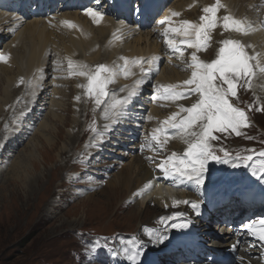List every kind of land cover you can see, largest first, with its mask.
<instances>
[{
  "label": "rangeland",
  "instance_id": "rangeland-1",
  "mask_svg": "<svg viewBox=\"0 0 264 264\" xmlns=\"http://www.w3.org/2000/svg\"><path fill=\"white\" fill-rule=\"evenodd\" d=\"M181 1L185 2V0ZM96 2L98 6H104L101 4V0H96ZM176 3L177 1L174 4ZM100 7L99 9H102ZM75 10L77 11L78 8L75 7ZM169 12L167 13L169 14ZM190 13L194 12L191 11ZM70 14L74 15L75 12L70 9L65 12L61 11L57 17L52 15V17L49 16L43 20L40 18L36 20L39 23H43L49 19V21L57 23L61 19L65 20L64 18L67 15L70 16ZM218 15L220 16V14ZM13 16L14 14H7L6 18L3 17L0 20V26L8 28V31L12 30L13 32L12 37L11 33H8L9 38L6 40L8 43L6 42L5 48L0 53L9 46L12 38L20 30L17 29L19 25H15L16 23L19 24L20 21L15 20ZM74 16H76V20H78V16L80 21L85 20L81 14L78 15L77 13ZM192 19L200 23V19ZM243 20L246 19L243 18ZM49 21L47 23L50 25ZM26 22H32V20H27ZM227 34L230 35L229 32ZM1 39H5V34L0 35V42L2 41ZM151 39L158 46L155 38L153 39L152 37ZM242 40L243 44H248L251 49H254L256 43H262L263 50L264 42L262 41L256 40L253 43H249L248 41L247 43L245 39L242 38ZM215 46L220 47L219 44L214 43L213 48ZM60 60V58L57 59L58 62L55 66L59 65ZM114 60L116 59L114 58ZM63 62L68 64L65 61ZM87 66L92 67L93 65L87 64ZM47 68L48 70L50 69L49 66ZM58 68L67 79L63 82L58 79L57 87L52 86L51 76L43 86L40 81L43 87L41 92L42 97L38 101L34 99L35 104H37L36 106L38 104L39 107L41 106V114L38 117H36L35 111H32L31 117L26 118V114L24 118L21 116L27 108V104L25 108H22L23 101L29 99V96L24 92L26 91V84L21 85L19 81L15 84L17 92L14 95L13 101H11L12 99L9 97L5 98L3 90L6 78L12 77L13 74L6 76L0 74V264H81L82 254H84L83 250L88 247L86 240L87 238L94 237L89 234L82 235V233L75 235L76 231L94 230L100 234H108L114 231L130 232L138 230L139 232L140 228L138 227L140 226H149V229L162 226L160 218L165 214V211L163 213H161L162 211L158 212L154 205L148 206L147 204L149 203H147L145 206L137 204V207L133 210L135 212H131L132 210L129 207L133 199L128 195H123V188L118 191L115 200L108 204L105 203L108 196L107 187L105 188L106 190L104 189L101 193L97 194L106 184L99 183V181L95 183L92 190L89 193L87 192L88 194H92L89 197L90 199L88 198V194H84L79 185L77 186L79 181L82 183L84 175V172H82L83 167L82 169H78L77 165L80 162L82 164V160L85 163L84 161H87L89 158L87 156L88 153L90 154L94 151H87L88 147L95 149L92 146L93 144L89 145L91 143L90 137L87 138L86 136L83 141L81 140L83 137V133L81 132L88 124L85 119H88L86 111L91 112L89 119H93L92 99L90 100L86 96L87 103L89 104L86 105L84 91L80 92L79 97L82 99L77 103L78 106L76 105V108L74 107L73 109V105L76 104L74 102L77 101L76 97H78L77 94L79 93V83L76 84V82L78 80L84 82L83 78L74 79L76 76H70L68 66L66 65ZM170 68L180 71L175 67L166 66L162 71L160 70V73ZM133 81L127 78L125 82H121L130 84ZM110 87L114 88V93L118 91L117 96L125 92L120 91V88H115L111 84ZM44 89H46L45 92ZM22 92L24 93L22 94ZM17 98L20 100H17ZM8 99H11L12 103L10 102L5 105ZM233 103L244 109H248V105H253V110L263 106L264 77H261L257 82L256 78H253L251 90L240 88L238 100L234 99ZM33 105L31 104V107H35ZM51 106H54L53 113H51ZM39 107H37V111ZM46 107L48 108L43 111ZM247 114L251 118L252 123L256 125L255 132H257L258 128L259 131L264 133V111L251 110ZM153 116L159 117L160 113L157 111ZM150 118L148 117V119ZM30 119H34L35 122L30 123ZM17 123H23L21 131L6 141V135L9 131L14 130L13 126ZM41 123L46 125V127H41ZM105 123L108 122L106 121ZM6 125L9 129L7 132L5 131ZM248 128L249 133L253 134L254 131L250 127H247L246 130ZM229 134L227 132L225 134L224 132L219 133L221 144L212 140V150L213 152L214 150L217 151L214 152L216 155L223 158L224 151H227L230 154L229 158L231 160H235L237 156H247L249 154H253L257 161L260 160L258 154L264 151V139L261 140L254 137L246 141L245 145L242 146V144L233 143L232 141H225L223 139L224 136H228ZM111 142L112 139L108 141L105 148L110 147ZM209 143L211 144V141ZM179 144V138H175L170 145V152L175 153L176 149L181 146ZM221 149L224 151H221ZM249 149H254L255 153H250ZM94 160L95 158L93 159L92 157L89 160L92 161L90 163L92 166L95 162ZM131 160H127L126 162L117 161V157H115L107 164H111L116 169L120 165L127 166ZM18 161L24 164L22 170L17 167L15 171H12L14 164ZM107 164L99 172L105 177ZM91 169L94 170L95 167L88 168L89 171ZM236 169L239 172L243 170L245 172V167L243 166ZM246 170L248 173H251L248 171V167H246ZM74 180H76L75 183H73ZM126 196L130 200L126 203L125 207L123 200ZM133 213H135V216L132 215ZM166 214L168 216L170 212ZM153 218H156L154 222L151 221ZM122 237L119 235L118 238L109 240V243L119 246L118 252L125 259L122 249L128 246V244L123 241ZM115 241H118V243H115ZM120 244H123V247H120ZM148 244L143 242V247L149 255L148 258H150L152 247L148 248ZM146 260L148 259L140 263H145ZM97 262H99L98 252L91 264H97ZM82 264H89V261L84 260Z\"/></svg>",
  "mask_w": 264,
  "mask_h": 264
},
{
  "label": "snow or ice",
  "instance_id": "snow-or-ice-1",
  "mask_svg": "<svg viewBox=\"0 0 264 264\" xmlns=\"http://www.w3.org/2000/svg\"><path fill=\"white\" fill-rule=\"evenodd\" d=\"M129 7L133 12L141 16L151 15V0H132ZM221 9L227 10V6L221 0H215L213 5L202 9L203 15L200 16V23L182 20L174 25L173 18L180 15L178 12H172L169 16L157 21L158 25L163 26L161 35L171 53H179L180 56H183L184 50L181 45H186L187 48L195 49V51L191 54L189 67L192 71L190 78L183 81L180 85H161L160 88H162L163 94L161 96L154 95L153 99L176 101L181 98L190 99L193 96L196 99L191 107H181L179 112L174 113L163 121L162 127L153 129L151 141L155 142L158 148L163 149L169 138L166 128L175 129L179 132L181 139L188 145L187 150L182 157L172 153L171 156L162 160L159 164V170L165 177H173L180 183L185 180L193 182L198 186V190L199 187L205 184V173L208 170L207 165L210 160L223 164L231 163L233 168L250 167L257 164L253 154L237 156L235 160H231L229 158L230 154L221 149V151H224V157L222 158L213 152L209 143L211 140L219 139L213 133L230 131L239 136L241 128L251 126L247 112L238 107L237 104H234L233 100H238L240 88L252 89L253 78L258 75L264 77V62L261 60V54L250 55L246 50L249 46H246L238 39L222 40V46L218 50L217 58L211 63L201 61L196 55V52L207 48L211 39V32L217 27L222 28V35L223 32L249 35L257 30L252 23L238 19L231 13L219 17L218 13ZM84 14L90 17L97 26L104 19L103 13L91 7L87 8ZM64 24L69 28L77 27L67 21ZM259 27L264 29V22H261ZM175 37H182V39L177 41ZM9 59V56L0 53V62L7 63ZM121 59L123 60V65L120 66L119 71L104 64L96 66L93 70L88 68L87 65L77 64L71 59L68 60L69 75L84 77L87 80L86 85L78 86L85 90V95L94 101L95 107L100 109L102 113V118L108 122L104 125V131H98L95 124L91 126V131L95 134L93 139L98 141V143L92 145L93 147H98L99 143H102L105 139L106 132L112 131L113 126L118 124L121 118L124 117L138 90L142 88L143 82L151 74L152 65L155 63V57L147 60L139 58L131 61L123 57ZM145 65L148 67L145 68ZM137 66L141 73L140 79L135 82L132 88L120 90L122 92L127 91L126 96L120 98L116 93L108 91V85L115 82L117 75L122 74L127 79L134 75L131 71L132 67ZM53 70H56L55 67ZM40 75L41 77L44 76L43 70H40ZM19 84H26L29 89L33 90L32 94L35 95L36 84L32 80L26 82L21 78ZM177 89H183V91H178ZM76 100L79 101L80 97H76ZM251 110H253V105H248V111ZM255 110L264 111V106L257 107ZM181 113H186V115L181 117ZM197 128L199 129L198 131L195 130ZM5 131H9L7 125L5 126ZM161 134H164L163 140H161ZM145 146L151 147V142L148 145H142V147ZM248 151L255 153L254 149H249ZM258 155L260 160L258 166L253 169V175L264 179V151ZM148 159L151 158L149 157ZM151 187V182L145 185L146 189ZM181 203L190 204L193 210H198L199 208V205L195 202L180 200L173 201L172 206L177 207ZM197 215H199L198 211ZM181 216H183V213H174L172 216L161 217L160 223L163 225V231L145 228L144 232L149 236L150 240H154L157 244H163L169 239L167 232L170 229L188 227V222L167 223ZM256 223L253 221L247 224L246 230L248 234L260 242L261 249H264V219L258 222V228L255 227ZM127 244L128 246L122 249V254L128 264H140V258L143 255V242L138 238H133ZM98 246L99 242L97 241L93 247ZM233 250H236V245H233ZM109 253L113 256L121 254L112 249H109ZM261 259H264V255H262Z\"/></svg>",
  "mask_w": 264,
  "mask_h": 264
},
{
  "label": "bare ground",
  "instance_id": "bare-ground-1",
  "mask_svg": "<svg viewBox=\"0 0 264 264\" xmlns=\"http://www.w3.org/2000/svg\"><path fill=\"white\" fill-rule=\"evenodd\" d=\"M6 1L7 0H0L1 7L4 5L2 3ZM89 1H91L93 5H97L96 0H72V2H74V5L75 2L77 5H72V7L70 6L68 7L69 9H67H71V11H74V15H76L77 13L79 15L81 13L78 12V10H80L78 5ZM107 1L112 3V0ZM125 1L128 2V0ZM176 1L177 3L173 8L170 9L169 14L167 13L166 16H169L172 12H179V10H183L181 20H188L195 23L198 22L193 20L192 18H188L189 11L184 10V7L192 4V10L190 11L196 12L199 15L198 18H196L197 20L200 19L201 15H203L202 9L206 6L213 5L215 2V0H185V2L181 0ZM62 2L64 4L67 3L65 0H63ZM101 2L103 1L101 0ZM221 2L227 6V10L221 9L218 13L220 14V16L218 15L219 17H223L224 15L231 13L238 19L243 20L244 18L248 21V15H250V18H252V20H257V16L253 15L252 11L248 9V5L252 6L254 0H221ZM108 6L109 5H107V9L109 8ZM73 7H77L78 10L76 11L75 9H73ZM67 9L66 11H68ZM1 10L2 9H0V20L3 19V17L7 16L4 15ZM60 12L61 10L58 9V13ZM6 14L13 13L7 12ZM74 15H67L66 18H64L65 20L61 19L57 23L49 21L48 19L50 25L47 23L48 21H44L43 24L37 22L36 19H33L32 22H23L21 20L19 24H15L19 25L17 29L20 30H17L18 33L16 34V36L12 38L9 46H7V48L2 52V54L9 56L10 59L7 63L0 62L1 75L3 74L6 76L8 74H13L12 77H8L5 80V86L3 90L5 98L9 97L12 99H8L7 101L5 100V105L13 101L14 95L17 92L15 84L21 78H23L26 82L32 80L36 84L35 95L32 94L33 90L29 89L26 85V91H24L26 92V95L29 96V98L32 97L33 100L36 99L38 101L40 99L41 92L43 90V87L40 84V81H42L40 70L44 69V65L46 63L45 61H47L50 52H52L54 55L59 56L61 60L67 63L68 60L71 59L77 64H92L95 67L104 64L109 66L110 68L115 67L114 69L119 71L120 66L123 65V60L121 59L122 57L127 58L130 61L139 58L144 59L145 54L149 53V50L158 49V46L151 39L152 37L150 36L149 32H146L144 34L138 33L137 35H134V31L131 29H134V27H129L127 22V20H129L128 18L126 20H123L122 22L120 20H113L112 18L104 14V19L102 20L101 24L97 26L92 22L91 18L86 15H83L85 19L84 21H80L79 16L78 20H76V16ZM125 15H127V13H125ZM65 21L71 22L77 27L69 28L64 24ZM178 22V17H174L173 24L175 25ZM254 26L257 28L258 34H253L251 37L246 38L245 42L248 43L249 41V43H253L256 40L264 42L263 29H261L259 26ZM57 31L62 32L58 33ZM128 32L129 34H127ZM192 50L195 51V49ZM262 51L264 52V47ZM114 58L116 60H114ZM147 67L148 66L145 65V68ZM155 68V66H152V69ZM131 71L133 73H136L138 71V68L132 67ZM186 75L187 73H185V71H175L174 69L170 68L167 71L160 73V75L158 76V80L160 79L162 80V82H167L168 84L172 82L174 85H180L186 79ZM190 75L191 71H189L188 73V76ZM119 80L125 82V80L127 79L124 78L122 74H119L116 77V81ZM164 86H166V84H164ZM24 92H22V94ZM116 94H118V91H116ZM124 94L126 96L127 91H125ZM124 94L122 93L123 96ZM33 104H35L34 101L32 102V105ZM53 107L54 106H51V113H53L54 111ZM90 113V111H86V116L88 118L90 116ZM21 116H23L24 118L25 113H23V115ZM151 117H154L152 113ZM90 121L91 123L95 124L94 119L91 118ZM22 127L23 123H17L15 126H13L14 130L9 131V133L6 135V141L17 135V133L21 131ZM41 127H46V125L41 123ZM106 138L107 135H105V139ZM93 150L94 148L88 147L87 151L91 152ZM170 154L172 153L170 152ZM22 166H24L23 162L19 163L18 161L14 164V168L12 169V171H15L17 167L21 168L22 170ZM253 166L255 167L258 165L255 164ZM110 168L111 172H108V169ZM151 173L152 170L145 165V163L139 156L133 157L132 160L129 161L127 166L120 165L116 169L113 168L111 164H107L105 170V175L108 178L107 183H105L106 185L102 190H99V192L96 193H101L107 187L108 196L105 200L107 202L105 203L109 204L115 200L118 191L122 190L123 188V195H128L133 199L132 204H130L129 207V209L132 210L131 212H135L133 210H135L137 204L140 206H145L147 203H151L155 206L158 212L162 211L161 213H163V207H166V205L169 206L170 204H172L171 202H173L172 200H168L166 198V196L169 197L172 194L168 189L158 187L157 191L153 193L154 197H152L146 204L144 200H138V198L136 197V194L138 192L144 191V186L146 185L147 180L151 177ZM91 195V193L88 194V198L91 197ZM186 198L187 196H185L184 194H180L177 196V200L180 201H187ZM181 208L187 209V204H179L176 210H180ZM168 209V212L170 213L176 211L175 208ZM132 215L135 216V213H133ZM170 216L172 215L170 214ZM174 221H171L170 223L168 222V224H171ZM154 229L163 231V225L159 228ZM171 230L172 229H170L169 231ZM169 231L167 232V235ZM141 238L144 243H149L148 248H152L150 250V258H148L145 263L140 264H160L162 252L168 250L170 239H167L163 244H157L154 240H150L147 234H142ZM115 243H118V241H115ZM120 247H123V244H120ZM106 264H128V262L120 255H117L115 257H110L107 260ZM170 264L174 263L172 262Z\"/></svg>",
  "mask_w": 264,
  "mask_h": 264
}]
</instances>
